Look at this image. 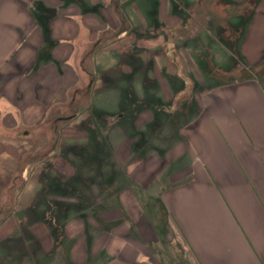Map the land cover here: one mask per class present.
<instances>
[{
  "label": "crops",
  "instance_id": "1",
  "mask_svg": "<svg viewBox=\"0 0 264 264\" xmlns=\"http://www.w3.org/2000/svg\"><path fill=\"white\" fill-rule=\"evenodd\" d=\"M186 1L177 4L173 0L174 7L170 0H0L3 165L9 167L7 160L15 150L10 134L17 136L21 130L24 137H30V129L43 127L52 115L77 108V95L89 84L85 66L92 58L89 48L102 33L116 30L118 20L128 21L132 31L140 26L142 30L155 28L156 20L171 32L182 29V14H187L189 8ZM220 1L231 7L227 12L231 25L223 29L227 32L230 27L234 34L240 33L236 43L233 38L229 41L232 48H238L243 67L252 74L208 86L196 81L195 93L180 108V123L171 118L175 122L171 126L173 138L163 153L155 151L154 145L142 148L144 144L138 143L137 136L144 132L139 129L130 142H117L110 159L120 164V169L135 152L138 156L127 169L119 171L121 178L119 166L113 172H100V178L109 185L118 179L122 183L102 205L98 221L103 224V234L98 242L92 230L76 232L77 239L70 245L68 260L63 264H172L165 256L161 260L159 250L152 248L162 244L158 241L159 227L141 215L143 207L150 208L148 200L137 195L131 185L125 186L134 180L161 207L164 228L169 229L168 235H174L170 244L176 243L178 251L184 250L191 264H264V0ZM119 37L123 39V35ZM171 39L166 55L176 56L171 53ZM163 43H168L166 38ZM148 45L155 44L148 40ZM186 49L184 45L183 51ZM155 58L149 57L147 62ZM151 74L154 79L158 76L156 68ZM164 94L167 101L163 100L162 107L157 101L146 105L155 115L148 113L147 119L140 120L138 114L131 126L151 128L161 123L156 111L174 105L172 95ZM139 108L133 110L138 112ZM113 116L118 122L128 121L123 112ZM58 119L59 116L54 120ZM108 139L112 145V139ZM80 147L84 151L73 154L86 162L93 154L90 147ZM27 173L28 169H24L23 179ZM70 182L64 184L69 189L64 193L74 196L76 188L70 187ZM29 185L23 182L20 188ZM10 186L7 183L2 188ZM6 205V195L0 194V207ZM5 214H0V233L3 232L2 240L9 241L11 217ZM90 218L84 219L88 229L92 225ZM121 229L124 233L119 235L117 231Z\"/></svg>",
  "mask_w": 264,
  "mask_h": 264
},
{
  "label": "rangeland",
  "instance_id": "2",
  "mask_svg": "<svg viewBox=\"0 0 264 264\" xmlns=\"http://www.w3.org/2000/svg\"><path fill=\"white\" fill-rule=\"evenodd\" d=\"M170 1L175 7L173 0ZM180 1L183 4L187 2L175 0V3ZM188 3V13L182 14V29L176 28L173 32L159 20H156L155 28L142 30L140 26L134 31L130 30L132 25L128 21L118 20L116 30L111 28L102 33L89 48L92 58L85 64L89 84L81 90L82 94L77 95V108L52 115L43 127L30 129V137H24L21 130H18L17 136H8L13 140L11 145L15 150L7 160L9 167L4 166L3 158H0V194L6 195L7 202L5 207H0V212L11 217L9 234L12 238L4 241L1 238L4 237L3 232L0 233V264L66 263L69 247L77 239L76 232L84 233L86 229L92 230L93 237L99 242L100 234H103V224L98 221L102 205L112 196L113 190L122 186L119 179L109 185L99 174L113 172L119 166L117 171L121 178L119 171L127 169L132 159L138 156V152L134 157L130 154L131 157L120 169L122 166L110 159L112 150L115 151L113 147L119 144L117 142L122 143L123 139L130 142L134 131L139 129L144 132L137 136L138 143L144 144L142 148L147 144L154 145L157 147L155 151L163 153L173 138V120L180 123L181 107L188 96L195 93L196 81L208 86L221 81H237L252 74L243 67V61L233 49L230 51L229 39H239L237 36L240 33L236 31L234 34L230 27L227 32L223 29L231 25L227 13L231 7L220 0H188ZM144 18L147 23L148 17L144 15ZM236 20L241 19L237 17ZM165 38L168 41L166 44L163 43ZM170 38L173 43L170 45L171 53L176 56L166 55ZM148 40L155 45L149 46ZM184 45L187 46L186 51H183ZM149 57L156 58L148 63ZM155 68L158 76L154 79L151 73ZM164 92L172 95L170 99L174 105L156 111L159 115L157 120L162 122L151 128L132 127L131 121L136 120L138 114L140 120L147 119L148 113L155 115L153 109L148 110L146 105L157 101V105L162 107L163 100H166ZM137 106L140 107L138 112L133 110ZM119 112H123L128 121H116L113 115ZM74 114L76 116L70 120ZM57 116L58 121L54 120ZM108 137L112 139L113 146ZM81 145L90 147L93 154L86 162L75 155L84 151L79 150ZM155 151L151 153L157 154ZM112 163L114 168L110 169ZM24 169H28L26 179L22 177ZM60 178L62 181L58 182ZM134 181H127L125 186L131 185L137 195L148 200L150 208L143 207L141 215L159 227L158 241L162 244L152 245V248L159 250L161 260L165 256L172 264H191L184 250L178 251L176 243L170 244L174 235H168L169 229L164 228L161 207L151 195L146 196V192ZM23 182L30 184L28 188H20ZM68 182L70 187L76 188L74 196L64 193L65 189L69 190L64 187ZM7 183H11L10 189L5 187L4 190L2 187ZM87 216L92 221L90 229L84 221ZM146 230L149 228L146 227ZM117 233L122 235L124 230Z\"/></svg>",
  "mask_w": 264,
  "mask_h": 264
},
{
  "label": "trees",
  "instance_id": "3",
  "mask_svg": "<svg viewBox=\"0 0 264 264\" xmlns=\"http://www.w3.org/2000/svg\"><path fill=\"white\" fill-rule=\"evenodd\" d=\"M252 0H250V2H251ZM233 49V51L236 53V54H238V48L237 47H234V48H232Z\"/></svg>",
  "mask_w": 264,
  "mask_h": 264
}]
</instances>
